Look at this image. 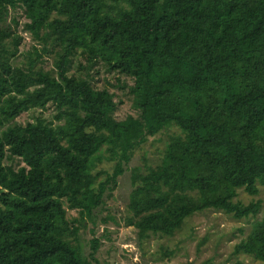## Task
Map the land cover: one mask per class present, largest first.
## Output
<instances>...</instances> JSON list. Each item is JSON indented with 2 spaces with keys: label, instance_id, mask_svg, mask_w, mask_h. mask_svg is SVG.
<instances>
[{
  "label": "trees",
  "instance_id": "obj_1",
  "mask_svg": "<svg viewBox=\"0 0 264 264\" xmlns=\"http://www.w3.org/2000/svg\"><path fill=\"white\" fill-rule=\"evenodd\" d=\"M170 127L159 162L129 169L139 239L203 210L255 216L235 198L264 186V0H0V264H98L79 227ZM233 253L264 262V212Z\"/></svg>",
  "mask_w": 264,
  "mask_h": 264
},
{
  "label": "rangeland",
  "instance_id": "obj_2",
  "mask_svg": "<svg viewBox=\"0 0 264 264\" xmlns=\"http://www.w3.org/2000/svg\"><path fill=\"white\" fill-rule=\"evenodd\" d=\"M18 21L16 33L21 35L19 50L31 44L29 35L20 30L22 17L14 15ZM49 61V59L47 60ZM101 80L113 82V75L100 73ZM122 103L117 106L119 118L132 114L130 101L125 90L111 88ZM38 110L22 113L17 121H31ZM51 110L43 112L48 117ZM174 127L164 129L133 151L123 174L117 178L116 185L103 194L102 204L94 211L93 221L84 218L85 227L78 229V241L82 252H89V240L99 239L94 254L98 264H264L245 254H234L233 248L250 232L252 224L260 219L264 212V186H257V193L248 195L242 189L237 190L236 200L246 205L250 201H259L260 209L255 216L235 219L218 210H203L185 219L181 228L172 236L148 235L139 239L137 231L127 224L130 213L126 210L130 191L129 169L154 165L159 162L162 150L168 138L176 133ZM113 162H102L96 170L111 173ZM68 217L78 218V213L67 210Z\"/></svg>",
  "mask_w": 264,
  "mask_h": 264
}]
</instances>
